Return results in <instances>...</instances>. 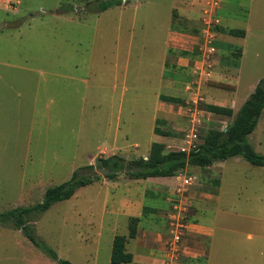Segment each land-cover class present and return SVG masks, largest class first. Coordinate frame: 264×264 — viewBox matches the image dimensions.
Wrapping results in <instances>:
<instances>
[{
    "label": "rangeland",
    "instance_id": "1",
    "mask_svg": "<svg viewBox=\"0 0 264 264\" xmlns=\"http://www.w3.org/2000/svg\"><path fill=\"white\" fill-rule=\"evenodd\" d=\"M105 1L0 0V213L41 202L75 172L95 176L99 159L128 167L154 142L200 144L233 120L206 105L236 115L264 79V0L99 10ZM247 140L264 155V111ZM132 216L141 218L126 244L134 259L121 264H264V166L235 156L172 177L100 174L32 221L40 246L0 224V264H113Z\"/></svg>",
    "mask_w": 264,
    "mask_h": 264
},
{
    "label": "trees",
    "instance_id": "2",
    "mask_svg": "<svg viewBox=\"0 0 264 264\" xmlns=\"http://www.w3.org/2000/svg\"><path fill=\"white\" fill-rule=\"evenodd\" d=\"M121 3L122 0L105 1L100 3L99 10H106ZM228 33L236 37L246 36V30L242 28L228 29ZM236 65L239 66V64ZM212 82L216 86L235 89V85L232 84ZM161 99L170 103L182 102L180 98L169 95H162ZM206 108L218 115L233 117V120L224 129H209L195 149L189 152L181 149L166 151L165 143L154 142L147 159L142 157L126 167L124 158L115 155L99 159V167L112 170V173L107 175L109 178H115L120 171H125L126 168H137L135 171L125 172L131 178L146 179L149 177H172L183 172L188 166L208 167L217 161L235 156H241L253 165L264 166V155L257 152L247 140L248 135L253 132L264 111V79L258 84L236 115L233 108L227 106L207 104ZM155 132L161 135H169L168 132L157 127ZM99 179L100 175H83L75 172L70 180L49 187L41 202L31 206H18L1 212L0 224H12L17 229H21L35 245L40 246L41 243L35 235L32 221L54 203L72 197L80 187ZM140 220V217L132 216L128 235L115 237L111 258L113 264L133 261L134 255L127 250L126 244L129 238L137 237ZM47 252L51 253L50 249H47ZM58 264L74 263L66 259H60Z\"/></svg>",
    "mask_w": 264,
    "mask_h": 264
},
{
    "label": "built area",
    "instance_id": "3",
    "mask_svg": "<svg viewBox=\"0 0 264 264\" xmlns=\"http://www.w3.org/2000/svg\"><path fill=\"white\" fill-rule=\"evenodd\" d=\"M198 145H192V147L190 146V149H186V148H182L181 150L183 151H187L189 152L192 149H195ZM186 182H189V180H186ZM185 227V225L179 221L178 225H177V234L175 235V239L178 240L181 236L180 234H178L179 232L181 233V230L183 231V228Z\"/></svg>",
    "mask_w": 264,
    "mask_h": 264
},
{
    "label": "water",
    "instance_id": "4",
    "mask_svg": "<svg viewBox=\"0 0 264 264\" xmlns=\"http://www.w3.org/2000/svg\"><path fill=\"white\" fill-rule=\"evenodd\" d=\"M135 170H137V168H132V169H128V168H126L125 169V171H135ZM110 173H112V170H110L109 168H102V167H99V168H97V172H96V174L95 175H108V174H110Z\"/></svg>",
    "mask_w": 264,
    "mask_h": 264
},
{
    "label": "crops",
    "instance_id": "5",
    "mask_svg": "<svg viewBox=\"0 0 264 264\" xmlns=\"http://www.w3.org/2000/svg\"><path fill=\"white\" fill-rule=\"evenodd\" d=\"M1 2H3V0H1ZM192 225H194V226H197V224H192ZM205 229V228H204ZM195 230L197 231H200V229H198V228H195Z\"/></svg>",
    "mask_w": 264,
    "mask_h": 264
}]
</instances>
